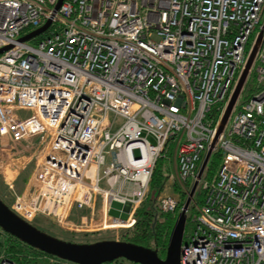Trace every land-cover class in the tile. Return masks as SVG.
Here are the masks:
<instances>
[{"label":"built area","instance_id":"built-area-1","mask_svg":"<svg viewBox=\"0 0 264 264\" xmlns=\"http://www.w3.org/2000/svg\"><path fill=\"white\" fill-rule=\"evenodd\" d=\"M57 1L0 0V179L9 207L65 230L131 228L158 158L169 163L167 181L188 194L211 149L179 264H264V39L251 96L242 100L243 89L210 148L264 0H62L54 9ZM114 201L125 218L109 213ZM157 204L174 213L178 199L164 194ZM0 264L23 263L2 249Z\"/></svg>","mask_w":264,"mask_h":264},{"label":"water","instance_id":"water-1","mask_svg":"<svg viewBox=\"0 0 264 264\" xmlns=\"http://www.w3.org/2000/svg\"><path fill=\"white\" fill-rule=\"evenodd\" d=\"M62 0H58L54 6L57 9ZM47 20L43 26L22 37L28 39L44 31L49 25ZM264 20L256 33L250 49L247 53L244 65L237 77L233 89L227 99L224 110L216 127L215 134L210 143L214 147L220 134L224 131L233 109L246 85L252 65L259 52L263 39ZM5 48H0L2 52ZM211 149H208L197 172L200 177L209 158ZM197 179L191 184L190 190L176 215L175 221L169 233L164 256L158 254L157 248L144 246L131 241L119 239H100L92 242H76L65 240L49 234L16 214L11 207L0 197V228L16 237L23 243L41 250L60 259L76 264H104L118 258H124L137 264H179L181 244L183 242L187 210L197 186Z\"/></svg>","mask_w":264,"mask_h":264},{"label":"trees","instance_id":"trees-1","mask_svg":"<svg viewBox=\"0 0 264 264\" xmlns=\"http://www.w3.org/2000/svg\"><path fill=\"white\" fill-rule=\"evenodd\" d=\"M251 81H248L247 88L243 91L242 100H246L251 96ZM263 118H264V110H263ZM221 152L216 151L213 153L212 158L209 162L208 168L209 172L212 171L220 160ZM169 163L164 157H160L156 160V164L153 170V174L151 180L149 182V191L141 205L138 207L136 211V222L135 225L129 230H123L121 232V239L125 241H131L133 243L141 244L144 246H150L153 248H157L158 254L161 256L164 255L165 247L167 244V240L169 237L170 229L175 221L177 211L182 206L185 200V193L182 192L180 194L178 200V207L174 213L163 211L158 207L156 198L158 195L164 190V187L167 182V175L169 172ZM175 187V185H174ZM2 198V196L0 195ZM201 192H197L195 196V200L200 199ZM5 202L6 200L2 198ZM11 200V199H10ZM10 205L11 201L6 202ZM191 212L187 214V221L185 226V235L188 233L192 227L191 213L193 212V207H191ZM47 222V221H46ZM42 222L39 219H35L32 223L44 229L48 232H53L57 230L59 232L62 231L63 234H67V231H64L60 227H55V224L51 222ZM55 232V231H54ZM87 232H79V233H68L67 240L70 241H90L88 239L82 240L84 237L89 235ZM4 242L2 243V247H6V252H9L10 257L15 259L19 263L23 264H72L65 263L63 260L55 263H51L46 256H49L47 253L35 249L22 241L18 240L16 237L5 233ZM1 245V244H0ZM0 247V249L2 248ZM21 257V258H20ZM104 264H137L130 262L124 258L114 259L109 262H105Z\"/></svg>","mask_w":264,"mask_h":264},{"label":"rangeland","instance_id":"rangeland-1","mask_svg":"<svg viewBox=\"0 0 264 264\" xmlns=\"http://www.w3.org/2000/svg\"><path fill=\"white\" fill-rule=\"evenodd\" d=\"M249 79H250V77H249ZM247 84H248V82L246 83L244 90L247 88ZM20 113L21 114H26V112H24V111H20ZM36 138H38V137H36ZM32 168H33V163H30L27 166L26 170L24 169L23 171H21L20 173H18V175H17V177L15 179V189H16L17 192H21L22 191V189L24 187V184H25V182L27 181V179L29 177V174H30L29 172L32 170ZM100 174L101 175L103 174V168H101ZM100 185L103 186L104 183L101 182ZM174 185H175V187H174ZM177 187H178V185L174 181H167L166 182V185L164 187V190L158 195V197L156 198V201H158L159 197L162 196V195H164V194H171V195L175 196L176 199L179 200L180 194L182 192H178L177 191ZM198 189H199V186H197V190L195 192V196H196V194L198 192ZM186 194L187 193H185V198L187 196ZM0 195L2 196V198H4L6 200V202L11 201L10 199H12V195L9 194L8 189H7V186L4 183H0ZM191 207H192V205H191ZM119 209L120 210L122 209L121 205L118 202H115L114 201L112 203V210H111L110 213L113 214V216H119L121 218H125V216H126L127 213H120V210ZM137 209L138 208H136V211H137ZM179 210L177 212H179ZM39 220L42 221V222H46V220L45 219H42V218H39ZM33 225H35V224H33ZM35 226L37 227V225H35ZM55 227H57V226L55 225ZM38 228H40V227H38ZM131 228L119 229L118 231H113V230H93V231H90V232L81 231V232L90 233L89 235H87L86 237H84L82 240H86V239L90 240V241H87V242H92V241H96V240H100V239H119V240H123V239H121V232L123 230H129ZM41 230L45 231L44 229H41ZM57 230H54L55 232L54 231L53 232H51V231L50 232L45 231V232H47L49 234H52L54 236H57L59 238L65 239V240H67L66 238H68V235H67L68 233H70V232H72V233H79V231H73V230H65V229H63L64 231H67L68 232L67 234H63L62 231L59 232ZM170 231H171V229H170ZM0 241L2 243L5 241L3 235H0ZM76 242H81V241H76ZM84 242H86V241H84ZM2 243H0L1 244L0 247H2ZM2 249H5L6 250V247H4V248L2 247L0 250H2Z\"/></svg>","mask_w":264,"mask_h":264},{"label":"crops","instance_id":"crops-1","mask_svg":"<svg viewBox=\"0 0 264 264\" xmlns=\"http://www.w3.org/2000/svg\"><path fill=\"white\" fill-rule=\"evenodd\" d=\"M0 183H4L3 181H2V179H0ZM5 184V183H4ZM99 204L97 205V207H95V210H98L99 209ZM111 210H112V208H111ZM111 210L109 211V213L111 212ZM125 210H127V207H123V212L122 213H125ZM81 213H87L88 212V209H84V210H82V211H80ZM111 214V213H110ZM95 215H96V213H95ZM111 215H113V214H111ZM72 217L76 220V213H73L72 214Z\"/></svg>","mask_w":264,"mask_h":264}]
</instances>
